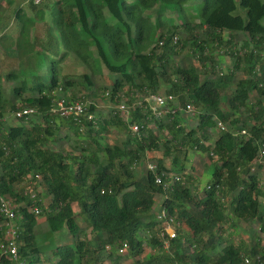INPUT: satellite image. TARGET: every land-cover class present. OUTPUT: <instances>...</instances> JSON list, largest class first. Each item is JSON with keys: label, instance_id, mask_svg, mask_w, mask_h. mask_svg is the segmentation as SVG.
Instances as JSON below:
<instances>
[{"label": "trees", "instance_id": "1", "mask_svg": "<svg viewBox=\"0 0 264 264\" xmlns=\"http://www.w3.org/2000/svg\"><path fill=\"white\" fill-rule=\"evenodd\" d=\"M0 1L11 8L15 0ZM50 1L53 4L45 7L51 11L52 22L47 33L55 30L60 45L57 50L45 46L53 54L50 81H40L37 68L26 69L30 75L15 88L11 103L2 102L0 90L1 118L24 109L37 111L32 123L5 127L2 122L0 127V196L18 205L19 246L18 261L0 254V264H44L42 255L48 250L38 242L37 216L30 211L35 205L33 194L40 215L47 216L49 234H66L72 241L51 248L54 260L47 259L49 264H121L119 250L124 244L135 259L132 264H264L258 239L244 252L241 245L224 240L227 224L237 228L239 222H258L264 232L260 214L264 163H258L264 151V0H202L196 12L187 8L188 0ZM17 7L14 23L19 27L11 45L24 58L22 65L28 58L43 60L37 49L41 37L32 39L31 30L45 12L34 1L30 9L36 10L35 17ZM167 12H176L182 23L166 19ZM187 48L201 68L185 63V57L176 62ZM221 56L234 60L225 73L220 71ZM69 58L78 60L89 74L67 76L63 64ZM103 67L111 83L98 87L95 76ZM239 72L248 77L238 79ZM16 76L10 74L8 79ZM163 83L164 94L175 100L167 105L168 114L155 118L148 106L137 105V99L161 94ZM78 86L86 91L83 97L73 93ZM254 91L259 98L250 106ZM227 92L232 94L224 106L222 97ZM101 93L117 105L106 116L92 102ZM62 99L69 104L91 101L89 113L95 115L96 123L87 117L55 114V102ZM124 101L133 107L129 121L117 109ZM188 105L197 112L191 129L182 115ZM217 120L227 131L218 128ZM134 125L139 126V134L130 130ZM112 126L125 133L124 142H105ZM64 127L69 131L67 140L70 132L78 138L85 135L72 155L50 147ZM191 152L208 153L214 162L212 179L202 196L188 172ZM153 153L150 159H155L157 173L147 167L139 172ZM168 158L173 168L165 165ZM163 173L177 174L181 180L164 190L156 184V176ZM157 198L159 212L165 209L180 224L170 254L162 249L163 224L151 217ZM80 217L83 226L78 223ZM146 246L153 251L142 259Z\"/></svg>", "mask_w": 264, "mask_h": 264}, {"label": "rangeland", "instance_id": "2", "mask_svg": "<svg viewBox=\"0 0 264 264\" xmlns=\"http://www.w3.org/2000/svg\"><path fill=\"white\" fill-rule=\"evenodd\" d=\"M34 1V5H36L39 9L44 10L45 17L44 19L37 18L35 26L33 30H31V37L32 39L34 36H40L41 37V47L37 46V49H41L40 56L43 58L38 59V61L35 58V62L33 60H30L28 58L27 63H24V65L21 64V60H24V58H20L19 53L17 51L16 46L13 47L11 45L13 38V35L17 34L18 24L14 23V13L16 11L17 6L20 5L21 7L26 10V14L30 17H35L36 10L30 9V2ZM191 3L193 0H189ZM201 0H195L194 3L190 5L192 7V12H196L198 7L200 6ZM237 3L239 2L236 0ZM1 2V1H0ZM2 4V3H1ZM53 2L50 0H15L11 8H8V2H5L4 4L0 5V90L2 92V102L4 103H11L15 91V88L19 87L21 85V81L25 78H28V75H30V71L26 70H33L34 68H37L40 72V81L42 82H49L50 81V74H49V66L51 57H53L51 52H48L45 50V46L52 45V50H57V45H59V38L56 31H50V33H47L49 28L51 27V11L48 9L45 10V7H48L49 5H52ZM195 4V5H194ZM157 9H155L151 14L152 16H155L157 13ZM238 13L245 17V11L241 8L238 9ZM109 16V15H108ZM165 18L171 21H175V23H179V18L176 12H167L165 14ZM183 18H180V21H182ZM264 25V20H263ZM1 37H3V40L1 41ZM44 45V48L43 46ZM242 44L240 43L238 45V51L240 52ZM226 50H224L225 52ZM221 55H224V53H221ZM183 57H185V63L193 64L199 68L202 67V64L194 58V55L192 54V51L190 48L184 49L182 52V55L176 59V62H179ZM221 69L220 71L226 72L229 68L232 69L234 60L227 56H221ZM24 66V67H23ZM25 68V69H24ZM64 73L72 78H77L83 74H89V71L87 68H85L78 60L75 58H69L67 59L64 64ZM15 72V73H14ZM25 72H28L27 75ZM10 74H16V77H10L8 79ZM248 76L245 72H239L238 73V79H246ZM206 76H203V79H205ZM95 83L98 87H105L110 85L111 79L109 72L103 67L101 69V72L95 76ZM166 88V85L162 84V90L161 95L165 96L164 90ZM73 93L77 97L86 94V91L83 89L82 86H78L76 90H73ZM231 92H227L223 94L222 97V103L224 106H226L228 99L231 97ZM103 93L99 94V96L95 97L92 102L95 104L96 109L99 112L105 113V116L108 115L109 111L112 109H115L116 106L110 102V100L107 97V94H105L103 97ZM139 99H137L138 103H140L144 97L139 95ZM106 98V99H104ZM259 98L258 93L256 91L252 92L249 99V105L252 106V104L255 103V101ZM89 101V100H88ZM87 103L90 104L91 101ZM125 102V101H124ZM264 105V100L262 101ZM17 105L19 107L21 106L20 102H17ZM192 111H195L194 107H192ZM194 114H197V112H187L186 109H183V118L185 120V126L188 129L193 128L196 126L197 119ZM99 117V116H98ZM1 119V117H0ZM5 122V127H11L16 126L20 124H29L32 123V121L35 120V116H31L28 119H15L13 116V113H7L2 118ZM227 128V126L225 125ZM68 127H64L63 132L58 134L59 140L55 144H51L50 147L55 150H63L66 153H75L74 148L76 144L78 143V139H85L83 136L81 138H78L75 134L70 132V139H65L66 135L69 133V131H66ZM167 135V133H165ZM62 141V142H61ZM125 141V133L118 131L115 126H112L110 128V133L105 135V142L109 144H120ZM206 145H209V143ZM151 156H154L153 154H149L145 161L142 162L140 165L138 171H143L148 164L155 163L154 160H151ZM157 156V155H156ZM155 158V157H154ZM172 158L166 159L165 165L169 168H173ZM188 166V172L192 174L193 176V184L194 186H198V192L200 195H204V189L206 187V184L212 179V173H213V166L214 162L209 159L208 153H196L191 152V155L187 161ZM1 170V166H0ZM175 172V170H173ZM260 174L262 178L264 179V168L260 171ZM177 175V174H175ZM179 176V175H178ZM18 187V186H17ZM24 187V186H23ZM22 185L19 186L20 189L23 188ZM161 200L157 198L156 204L151 212V217L154 219L160 212H159V206ZM230 201V199H229ZM45 203H49V201H45ZM74 210L76 212V215H79V209L78 206L74 205ZM228 210L230 212L231 208L230 205H228ZM260 214L264 216V207H260ZM78 223L83 226L84 222L83 219L77 218ZM156 219V218H155ZM36 231L39 235L38 242L40 244H43V246L48 250L46 254L42 255L44 264H49L47 259H53V254L51 251V248L58 246L61 243H68L72 242L69 236L66 234L61 235L59 234H49V228L47 224V216L46 215H39L36 217ZM225 234H224V240L230 239L234 244L241 245L243 248V252L245 249H251L254 245L255 241L258 239L261 244L260 251L264 254V232L260 230V224L258 222H254L250 225H246L244 222L237 223V228H234L233 226H230L229 224L225 225ZM189 232V231H188ZM89 238H91V234L88 233ZM146 238V237H144ZM62 242H61V241ZM60 242V243H59ZM45 244V245H44ZM119 250V249H118ZM153 250L150 247L146 246V251L144 255L142 256V259L146 257L148 254H150ZM129 249L126 250L125 254L121 255V264H132L135 262V259L131 257V255L128 254ZM251 262V261H250ZM106 264H114L111 261H108ZM251 264V263H250Z\"/></svg>", "mask_w": 264, "mask_h": 264}, {"label": "built area", "instance_id": "3", "mask_svg": "<svg viewBox=\"0 0 264 264\" xmlns=\"http://www.w3.org/2000/svg\"><path fill=\"white\" fill-rule=\"evenodd\" d=\"M179 41V38L176 36L174 38V43L177 44ZM160 46H163V43H160ZM223 53V52H221ZM175 98L174 96H163L161 94H149L147 97H145L140 103H138V106L146 107L148 106L155 118H162L165 116V114L169 113V110L167 109V105L171 102H174ZM144 102V104H143ZM89 106L87 102L83 101H76L74 103H67L65 99L57 100L55 102V106L53 109V112L57 115H59L62 118H71L75 117L76 119H80L82 117H87L89 121H92L96 123L95 121V115L89 113ZM133 107L128 105L126 102L121 103L117 109L122 115V117L126 120H130L131 115V109ZM187 112H194L192 111V106L188 105L186 108ZM37 114V111L35 109H24L19 110L15 114H13L15 119H28L29 117ZM193 115H195L193 113ZM218 121V120H217ZM4 123L5 121L1 118L0 119V127L1 123ZM218 128L221 131H227V128L225 125H223L220 121L217 123ZM130 130L133 134H139V126L134 125L130 127ZM246 134V132H242V135ZM237 136V134H235ZM259 164L264 163V151H261L259 159ZM148 170H150L153 173H157V165L155 163H150L147 166ZM163 177L167 179V182H164ZM181 177L175 174H166L163 173L162 176L157 175L156 176V184L163 186L164 190H169L172 186V184L176 182H180ZM31 199L33 200V205L30 208V211L36 215L39 216L41 214V209L36 206V195L33 194L31 196ZM18 205L12 201L8 200L2 196H0V215L3 218V221L0 222V254L8 255L12 257L15 261H18L19 259V249H18V226L15 223L17 214ZM156 220L159 223L163 224V228L160 230L159 236L162 241V249L164 253H171L172 249V243L174 240L178 238L177 233V227L180 226L179 223H176L174 218H170L166 212L165 209H162L160 213L156 216ZM129 249L128 244H124L120 250L119 253L121 255L125 254L126 250ZM246 263H250L249 260H246ZM19 264H23L22 262H19Z\"/></svg>", "mask_w": 264, "mask_h": 264}, {"label": "crops", "instance_id": "4", "mask_svg": "<svg viewBox=\"0 0 264 264\" xmlns=\"http://www.w3.org/2000/svg\"><path fill=\"white\" fill-rule=\"evenodd\" d=\"M194 1H195V0H193L192 3H194ZM201 1H202V0H201ZM189 3H190V5L192 4L191 1L188 0L187 8H192V7H190V5H188ZM199 3H200V1H199ZM194 5H195V4H194ZM178 18H179V17H178ZM174 22H175V21H174ZM179 23H180V24L182 23V21H180V18H179ZM175 24H177V23H175ZM159 203H160V202H159Z\"/></svg>", "mask_w": 264, "mask_h": 264}]
</instances>
